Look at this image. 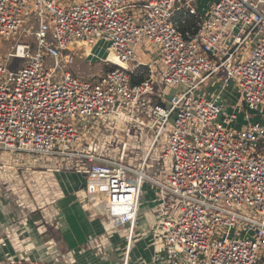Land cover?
Listing matches in <instances>:
<instances>
[{
    "label": "built area",
    "instance_id": "built-area-1",
    "mask_svg": "<svg viewBox=\"0 0 264 264\" xmlns=\"http://www.w3.org/2000/svg\"><path fill=\"white\" fill-rule=\"evenodd\" d=\"M200 1L0 0V155L31 164L28 173L45 168L49 188L48 174L82 175L74 195L101 227L66 253L51 238V260L78 264L90 252L98 264H262L264 124L246 113L235 128L242 107L201 88L222 74L245 110L264 109V0H214L204 12ZM101 41L117 61L98 63L114 67L73 71L76 51L87 58ZM149 44L157 57L146 65L136 50ZM13 166H0V181ZM142 206L153 215L150 262L133 260ZM25 212L17 227L59 228L41 206Z\"/></svg>",
    "mask_w": 264,
    "mask_h": 264
},
{
    "label": "crops",
    "instance_id": "crops-1",
    "mask_svg": "<svg viewBox=\"0 0 264 264\" xmlns=\"http://www.w3.org/2000/svg\"><path fill=\"white\" fill-rule=\"evenodd\" d=\"M204 11H206V9ZM213 95L214 92L212 91L207 94L209 97ZM223 96H225L223 102L226 103L228 109L231 110L239 106L238 104L235 107L231 106L229 97L224 93ZM10 156L1 154L0 163H5V165L10 166L12 158L16 157L15 155ZM31 172L32 173H28L27 171L24 172L26 184L32 185L34 182H40V184L43 185V181H40L43 175H41L39 171L32 170ZM12 174H15L14 171H10L8 174L10 180H7V183H9V185L0 188V264H13V262L14 264H24V262L46 264L49 259L45 253V246L51 238L59 242L60 250L66 253L72 250H79L85 245L89 235L100 233L101 227L99 222L89 219V214L83 210L81 204L74 195V193L83 186L85 181L84 177L73 172H60L55 175H47L50 176V180L48 181H50L52 185L54 182L62 194L61 199L56 203V208H59L61 218L59 228H50L49 231L47 230L43 233V229L41 231L38 227H34L33 221H27L29 223L26 224V228H24V231L19 236L18 231H20V229L17 227L15 219L17 217L15 203L17 202L16 197L19 198L20 195H24V192L21 193L18 191L19 185L15 183V181L19 179L15 176L16 174ZM1 177L2 176H0V179ZM17 192L21 194L18 195ZM24 196H27V193ZM23 214L28 215L27 212ZM33 218L35 221L40 219L38 215H33ZM109 222L113 223V220H109ZM40 232L43 234L40 235ZM114 240L116 244L120 243L118 237ZM29 241H31L33 245L28 247ZM151 243V238L142 241L138 238L133 250L134 262L138 259H143L148 262L151 261L153 255ZM32 246H35L34 250L31 254L29 253L30 256L28 259H25L27 248H31ZM25 248L26 250H24ZM111 258H113L115 264L116 256ZM77 260L78 264H80L78 258ZM84 261L85 264H98L99 262L90 252L84 255ZM262 261V264H264V259ZM57 264H62V260L58 261Z\"/></svg>",
    "mask_w": 264,
    "mask_h": 264
},
{
    "label": "rangeland",
    "instance_id": "rangeland-1",
    "mask_svg": "<svg viewBox=\"0 0 264 264\" xmlns=\"http://www.w3.org/2000/svg\"><path fill=\"white\" fill-rule=\"evenodd\" d=\"M60 1L65 3V2H72V1H78V0H60ZM213 1L214 0H202V1H200V3H199L200 10L204 12V10L207 9ZM251 40H253L255 43L259 42V38L256 37L255 34L252 35ZM30 43H34V41H30ZM146 43L147 42L145 41L144 44H146ZM10 48H11V45L9 44V42H5L3 44V47L1 48L3 58L7 57V51L10 50ZM145 48L146 47H144V49L140 48V49L136 50L137 60L144 62V64H146V65H149V64L154 62V60H153L154 57H157V55H156L157 49L154 48L152 44H149L147 51H145ZM85 50H86V48L82 47L76 51L75 64L72 66L73 71H75V72L77 71L82 75H89L92 73L101 74V72L105 68L103 64L98 63V60L101 58H103V59L106 58L111 63H116L115 58L112 57L108 53L107 47L103 41L98 42L95 45H90L89 51L91 53L89 54V56L87 58L85 57L86 56ZM94 55H97L98 59H96ZM23 62L24 61H21L18 59H10V63L12 65L23 64ZM11 64H10V67L12 66ZM47 65L48 66L51 65L50 61L47 63ZM179 88L180 89H176L177 91H175V92L180 93L183 88H181V87H179ZM171 90H174V88L172 87ZM171 90H169V93H171ZM210 91L214 92L215 96H217L218 93L222 92V94H221L222 100L225 97V96H223V93H224L225 95H227L229 97L230 102H231L230 103L231 106L235 107L238 104L239 107H242V108H240L241 111L238 113V120L233 123L234 124L233 126L235 128H239L244 123V116L246 113H250V115L254 121L259 120L262 124H264V109L260 108L258 110H248V109L245 110L244 104L241 101L240 92H239L238 88L236 87L234 82H232V81L226 82L225 75L219 74L217 78L211 79L210 81H208L206 83V85H204L201 88L202 93L208 94ZM230 104L228 103L229 106H230ZM12 161H13V164L16 165V167H14V166L13 167L15 168L16 175L19 178H20L21 172H25V171L30 169L31 164L27 163L24 166L23 161H20L17 159H14ZM1 165H2V163H0V166ZM19 168L21 170H19ZM36 169L38 170L39 168H36ZM39 172H41L44 176L47 173V170L45 168H42L39 170ZM40 181H43L44 184L42 185V184H40V182L32 183V185L30 186V187H32V192H30L29 189L27 190V188L29 186L25 183V181H22L20 179L15 181V183H17L19 185L18 191H20L21 193L24 192L23 193L24 195H26L25 191H27V196H28V197H26L24 195H20L21 193L18 194V192H17V194L22 197V200L20 201L19 198L16 197V201L17 202L20 201L21 203H23L25 205V206L23 205V206L19 207L17 209V213L20 217V215L23 214L25 211H29L31 209L32 205L34 207L41 206V207H43V211H45L44 213H47V216L54 215V219H56L57 221H60L61 218H60L59 208H56V206H55L56 204H53L54 199H56L55 193L57 192L58 187L55 186V183H53L52 188H49L47 186L49 183L45 181V178H42V180H40ZM8 185H9V183H7V181H4V180L0 181V188L7 187ZM12 185H14V184H12ZM78 193H82V191L78 192ZM17 202L15 204H17ZM20 202L18 203L19 205L21 204ZM64 202H66V201H64ZM86 202L87 201H85V200L81 201L82 204H85ZM146 210H147V207L142 206V208H141L142 218L139 221V227L137 229V232L139 234V238L141 241L144 239H148L144 236V232L149 228V224H150L149 219L153 217L152 214H149L148 217L147 216L145 217ZM38 213H39L38 215L41 214L40 212H38ZM24 219H25L24 217H23V219H21V217H20V219L17 221L21 222V221H24ZM19 229H20V231H18V235L20 236V234L24 231V229H23V227H21V228L19 227ZM143 229H145V230H143ZM39 230L42 231V228H39ZM120 231L122 232L123 229H121ZM29 242L32 245L31 241H29ZM83 247H81V248H83ZM50 257L51 256L47 255V258L49 260H48V263H46V264H57L58 263V261L51 260ZM77 258L79 259L80 264H85L83 254H80L79 256L76 257V261L78 262ZM24 264H33V263L24 262ZM34 264H36V263H34Z\"/></svg>",
    "mask_w": 264,
    "mask_h": 264
},
{
    "label": "trees",
    "instance_id": "trees-1",
    "mask_svg": "<svg viewBox=\"0 0 264 264\" xmlns=\"http://www.w3.org/2000/svg\"><path fill=\"white\" fill-rule=\"evenodd\" d=\"M181 17H182V15H181V13H179V14L176 16V19H177V20H180ZM187 23H189L188 25L191 24L189 21H188ZM181 26H182V28L185 27L183 24H181ZM113 67H114V66H112V68H113ZM112 68H111V67H106L105 70H106V71H109V70H111ZM139 80H142V78H140V79L135 78V79H134V82L136 83V82H138ZM58 238H59V237H58Z\"/></svg>",
    "mask_w": 264,
    "mask_h": 264
},
{
    "label": "bare ground",
    "instance_id": "bare-ground-1",
    "mask_svg": "<svg viewBox=\"0 0 264 264\" xmlns=\"http://www.w3.org/2000/svg\"><path fill=\"white\" fill-rule=\"evenodd\" d=\"M87 52H89V47H87ZM90 53H91V52H90ZM111 56H112V55H111ZM112 57H114V56H112ZM114 58H115V57H114ZM115 61H117L116 58H115Z\"/></svg>",
    "mask_w": 264,
    "mask_h": 264
}]
</instances>
